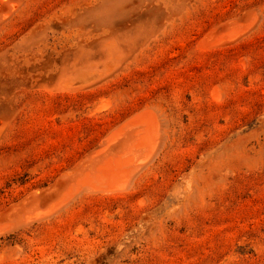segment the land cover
Instances as JSON below:
<instances>
[{
  "label": "rangeland",
  "instance_id": "obj_1",
  "mask_svg": "<svg viewBox=\"0 0 264 264\" xmlns=\"http://www.w3.org/2000/svg\"><path fill=\"white\" fill-rule=\"evenodd\" d=\"M0 264H264V0H0Z\"/></svg>",
  "mask_w": 264,
  "mask_h": 264
},
{
  "label": "bare ground",
  "instance_id": "obj_2",
  "mask_svg": "<svg viewBox=\"0 0 264 264\" xmlns=\"http://www.w3.org/2000/svg\"><path fill=\"white\" fill-rule=\"evenodd\" d=\"M231 37L233 38V35L229 36L230 39H231ZM101 106H102V104H101ZM101 106H99V108ZM150 108H152V107H150ZM152 113L150 112V109L148 107L147 108L145 107L144 109H142V110L138 111L137 113H135L131 118L129 117L127 119L129 121L128 125L130 126L129 127V131L130 132L128 133L129 143H128V146L126 147L127 150H128V154H126V155H129V152L133 153V154L134 153H138V155H141V160L139 161L141 163L143 161H146L151 156H153V154L155 153V151L157 149L159 141H160L159 140L160 136H159V132H158L159 129L157 128L158 127L157 126L158 123L155 121V119H154L155 117H153V116H155V115H153L154 113L153 114ZM120 134H119V129L118 128L115 129V130L113 129L108 134V136L105 138V142L102 145V147L100 145L101 148L99 149V151H106V149H108V147L111 145V143L114 144V142L117 141V139H119L118 137H119ZM123 149H122V151H123ZM102 154L103 153L101 152V154H99L100 155L99 157H95V158H92L90 160L91 161L90 166H92V167H91V169L90 168H87V169L88 170H92V168L94 169L93 172H95V173L92 172L93 175L95 174L93 178L89 177V179L86 180L85 179L86 176H85V178L82 177L83 173L81 175L79 173V171H78V173L80 174V177H82V178H80V181L76 180L78 186L79 187L82 186L85 189V190L83 189L84 191L87 190V191H91V192L100 191V192L108 193V192H116V191L123 190L128 184V178H129V175H130L128 173L129 172L128 167L130 168L132 166V168H133L132 170L136 169L135 165H136L137 161H136V163L135 162L131 163L130 162L132 160L131 156H129V157H127V156L121 157L123 155L120 156V154H119L118 156L114 155L115 157H111V158H109L110 155H108V158H107L106 154H103L104 156H101ZM94 155H92V156L94 157ZM97 155L98 154H96V156ZM127 162H130L128 164H130L131 166L130 165L129 166L125 165V163H127ZM81 164L83 165V163H81ZM138 165H140V167H141V164H138ZM87 169L85 171H88ZM83 171L81 170V172H83ZM78 173H77V177L79 176ZM85 174H87V173H85ZM67 179H69V178H67ZM78 179H79V177H78ZM82 179H83V181H81ZM77 191L78 190H76L75 192H77ZM55 192H57V191H55ZM53 207L54 206H51L52 209H53ZM52 209H49V207H48V208L40 211L39 214H46Z\"/></svg>",
  "mask_w": 264,
  "mask_h": 264
}]
</instances>
